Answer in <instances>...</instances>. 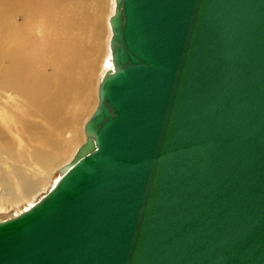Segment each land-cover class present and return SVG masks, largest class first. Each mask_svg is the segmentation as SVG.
<instances>
[{"label": "water", "instance_id": "obj_1", "mask_svg": "<svg viewBox=\"0 0 264 264\" xmlns=\"http://www.w3.org/2000/svg\"><path fill=\"white\" fill-rule=\"evenodd\" d=\"M108 25L84 141L0 217V264H264V0H114Z\"/></svg>", "mask_w": 264, "mask_h": 264}, {"label": "rangeland", "instance_id": "obj_2", "mask_svg": "<svg viewBox=\"0 0 264 264\" xmlns=\"http://www.w3.org/2000/svg\"><path fill=\"white\" fill-rule=\"evenodd\" d=\"M113 1L19 0L0 19V215L33 205L84 141Z\"/></svg>", "mask_w": 264, "mask_h": 264}, {"label": "bare ground", "instance_id": "obj_3", "mask_svg": "<svg viewBox=\"0 0 264 264\" xmlns=\"http://www.w3.org/2000/svg\"><path fill=\"white\" fill-rule=\"evenodd\" d=\"M26 0H22V3L25 2ZM17 7H19V0H0V19L3 17V15H7V13H10L12 11H15L17 9ZM1 39V36H0ZM1 41V40H0ZM72 50L74 51L73 47ZM5 55V51L3 50V46L1 47V51H0V57ZM12 56V55H10ZM109 58V56H108ZM107 58V60H108ZM106 60V61H107ZM1 61V60H0ZM109 62V61H108ZM107 62L105 63V67L107 68ZM111 67V65H110ZM13 72V70H12ZM53 100H56L55 98ZM51 105H54L56 107V109H59L60 112V108H61V104L58 102H50ZM57 174V171H56ZM57 179V175L55 176V180ZM54 180V183H55ZM3 216H13V215H0V217Z\"/></svg>", "mask_w": 264, "mask_h": 264}]
</instances>
